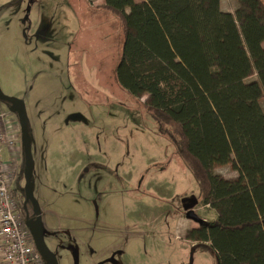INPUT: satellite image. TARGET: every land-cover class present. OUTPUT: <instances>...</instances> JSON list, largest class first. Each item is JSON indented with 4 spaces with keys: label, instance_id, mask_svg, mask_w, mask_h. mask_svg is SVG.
<instances>
[{
    "label": "rangeland",
    "instance_id": "rangeland-1",
    "mask_svg": "<svg viewBox=\"0 0 264 264\" xmlns=\"http://www.w3.org/2000/svg\"><path fill=\"white\" fill-rule=\"evenodd\" d=\"M89 1L0 0V91L26 111L32 191L49 245L61 264H73V251L78 264H102L114 253L119 264H218L199 247L201 226L217 213L140 105L149 95L132 98L116 83L119 26L101 24L103 12L81 22L83 4L102 0ZM239 8L221 0L225 13ZM10 106L0 100L2 111ZM21 168L17 201L27 192ZM213 172L239 179L233 158Z\"/></svg>",
    "mask_w": 264,
    "mask_h": 264
},
{
    "label": "trees",
    "instance_id": "trees-1",
    "mask_svg": "<svg viewBox=\"0 0 264 264\" xmlns=\"http://www.w3.org/2000/svg\"><path fill=\"white\" fill-rule=\"evenodd\" d=\"M238 2L235 14L221 0H105L96 9L108 16L101 24L119 26L116 83L132 98L149 95L140 105L217 213L199 247L218 264H264V0ZM232 158L239 179L229 183L213 168Z\"/></svg>",
    "mask_w": 264,
    "mask_h": 264
},
{
    "label": "built area",
    "instance_id": "built-area-1",
    "mask_svg": "<svg viewBox=\"0 0 264 264\" xmlns=\"http://www.w3.org/2000/svg\"><path fill=\"white\" fill-rule=\"evenodd\" d=\"M13 132L10 114L0 109V264H46L16 200L18 163L2 156L4 148L14 147Z\"/></svg>",
    "mask_w": 264,
    "mask_h": 264
},
{
    "label": "water",
    "instance_id": "water-1",
    "mask_svg": "<svg viewBox=\"0 0 264 264\" xmlns=\"http://www.w3.org/2000/svg\"><path fill=\"white\" fill-rule=\"evenodd\" d=\"M0 100L9 102L14 107L15 113L18 117L19 124L21 127L23 142H24V149H25L26 158H27L26 166L24 170L27 195L28 197L34 198L33 191H32V168H33L32 141H31V137L29 133V127H28V121H27L25 108L22 102H20L18 99L14 97L6 96L1 91H0ZM36 209H39L37 202H36ZM38 213L39 211H37V214ZM38 221H41V226H42L41 216H39ZM36 245H37V249L39 253L41 254L42 258L47 264H59L58 260L56 259V256H52V259H51L38 240H37ZM74 262L75 264H78L76 253H74Z\"/></svg>",
    "mask_w": 264,
    "mask_h": 264
},
{
    "label": "flooded vegetation",
    "instance_id": "flooded-vegetation-1",
    "mask_svg": "<svg viewBox=\"0 0 264 264\" xmlns=\"http://www.w3.org/2000/svg\"><path fill=\"white\" fill-rule=\"evenodd\" d=\"M23 199L20 201L18 200V206L20 209V212L29 219L30 223V230L32 232V235L34 237L35 243L37 244V240L39 243L42 245L48 256L52 259V256H56V259L58 260V263H60V259L58 254L50 247L49 245V238L47 237V232L45 229V226L42 221V226H41V221H38L39 216H41V212L39 209H36V200L32 197H28L27 192L25 191L23 193ZM37 211L39 213L37 214ZM37 246V245H36ZM74 251H73V264L74 262ZM47 264V263H46ZM102 264H119L118 263V253H114L110 257L106 258Z\"/></svg>",
    "mask_w": 264,
    "mask_h": 264
},
{
    "label": "crops",
    "instance_id": "crops-1",
    "mask_svg": "<svg viewBox=\"0 0 264 264\" xmlns=\"http://www.w3.org/2000/svg\"><path fill=\"white\" fill-rule=\"evenodd\" d=\"M90 1H92V0H90ZM90 1H89V3H91ZM104 4H105V0H102L98 4H90L89 6L83 4L84 10H85V14H84L85 16L82 17L81 22H84L85 21V17H87V16H90L91 18H93V15L95 13L100 14V12H102V11L101 10H97L96 7L97 6L104 5ZM89 21H88V23H89ZM85 24H86V22L83 23L82 25H85ZM71 63L72 62H70V72H73V70H72V66L73 65L72 64H75V62L72 63V64ZM73 75L76 76V80H78V76L76 75V73H74ZM84 76H85V74H84ZM6 113L10 114L11 119H12V125L14 126V132L11 134V137L14 139L15 144H14V147L13 148H4V151H3V155L2 156H3V159L6 162L12 156V158H14V160L18 163L19 167H22L23 164H24V160H25L26 154H25V149H24L23 137H22V133H21V127H20V124H18L19 123V120H18V117L17 116H15V115L13 116V114H14V107L12 105L8 108V111ZM93 139L94 138H92V140ZM88 142H89V139H87L85 141V143H88ZM90 148L93 151V147L90 146ZM89 155H90V161H92L91 159H99L98 154H95V155L92 154L91 155L89 153ZM33 163H34V159H33Z\"/></svg>",
    "mask_w": 264,
    "mask_h": 264
}]
</instances>
